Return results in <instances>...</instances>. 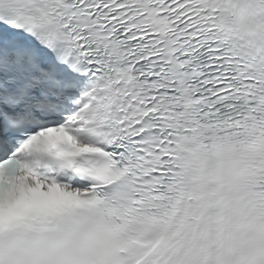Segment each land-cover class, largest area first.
I'll use <instances>...</instances> for the list:
<instances>
[{
    "label": "snow or ice",
    "instance_id": "snow-or-ice-1",
    "mask_svg": "<svg viewBox=\"0 0 264 264\" xmlns=\"http://www.w3.org/2000/svg\"><path fill=\"white\" fill-rule=\"evenodd\" d=\"M0 264H264V0H0Z\"/></svg>",
    "mask_w": 264,
    "mask_h": 264
}]
</instances>
